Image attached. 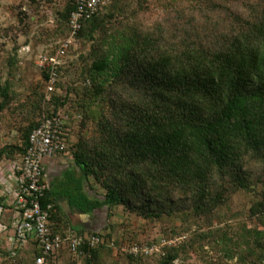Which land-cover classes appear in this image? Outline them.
Segmentation results:
<instances>
[{
	"label": "rangeland",
	"instance_id": "obj_1",
	"mask_svg": "<svg viewBox=\"0 0 264 264\" xmlns=\"http://www.w3.org/2000/svg\"><path fill=\"white\" fill-rule=\"evenodd\" d=\"M183 1L188 2L186 14H198L196 0H111L98 13L101 25L91 36L76 38L65 52L59 86L48 96L37 56L54 52L67 36L69 0H0V86L8 88L7 103L0 109V150L5 148L0 159V264H34V246L15 247L11 239L18 206L10 164L19 156L26 128L46 113L61 111L66 116L68 155L80 145L94 160L102 140L112 138L116 130L125 131V124L148 109L147 84L133 78L134 59H140L149 38L156 40L149 47L152 56L159 54V45L171 51L174 36L181 33L176 16ZM242 1L220 2L216 14H244ZM106 57L107 72L93 81L88 73L92 63ZM96 84L101 86L98 92ZM263 153L242 154L245 187L235 185L230 174H213L210 191L200 201L199 187L181 185L166 172L153 173L158 191L125 189L124 203L106 212L105 227L98 231L105 243L90 260L77 252H61L48 257L50 264H160L168 254L175 255L173 264H264V215H250L264 190ZM69 158L65 161L74 163ZM111 170L101 166L99 179H88L93 192L104 194ZM66 183L62 193L76 199L72 184ZM214 192L220 195L210 197ZM133 245L149 253L135 254L130 251Z\"/></svg>",
	"mask_w": 264,
	"mask_h": 264
},
{
	"label": "trees",
	"instance_id": "obj_2",
	"mask_svg": "<svg viewBox=\"0 0 264 264\" xmlns=\"http://www.w3.org/2000/svg\"><path fill=\"white\" fill-rule=\"evenodd\" d=\"M223 1L196 0L194 3L199 10L193 16L183 10L188 2L180 3L176 20H179L181 33L174 36L176 41L171 51L159 45L156 48L159 54L154 57L149 53V47L155 46L156 40L145 41L140 59H134L133 78L147 84L148 109L139 112L143 114L141 118L135 116L131 124H125V131L116 130L112 138L102 140L98 144L99 150H95L94 160L80 145L70 153L84 179H99L101 166L113 172L110 182L103 183L102 199L89 198L83 191L82 181H76V199H68L71 206L85 213L103 206L110 210L124 203L125 189L158 191L157 179L153 176L156 172H166L179 179L181 185L189 183L199 187V201L210 191L212 181L209 180L213 174H230L235 185L246 186L247 172L242 154H260L264 150V0H243L244 14L219 17L217 4ZM236 1L240 3V0ZM211 4L213 9H209ZM72 9L69 0L65 12L67 34ZM99 23L101 25L102 20L98 21V14L86 20L75 39L86 34L91 36ZM125 60L129 63V59ZM109 63L107 57L93 62L88 72L90 79L94 81L95 76L107 72ZM40 71L46 81L47 71ZM59 83L58 78L53 93ZM93 88L97 92L101 90L99 84ZM0 97L2 109L8 99L7 86H0ZM54 113L44 114L26 128L17 159L28 146L30 131L44 117ZM3 153L5 148L0 150V159ZM187 175L189 178H185ZM148 184L150 188L146 187ZM219 195L214 192L210 197ZM155 201L154 204L158 203L159 198ZM41 204L52 205L48 219L52 233L65 234L69 229L59 214L56 195L49 187ZM256 214L264 215V190L250 208V215ZM88 233L101 236L98 232ZM28 243L35 249L34 262L40 249L31 236L22 244L15 243V247ZM104 243L103 239L98 246ZM106 244L109 245V241ZM96 250L97 246L82 245L76 252L90 260ZM61 252L72 251L63 247L58 253ZM174 259V254H168L160 264H173Z\"/></svg>",
	"mask_w": 264,
	"mask_h": 264
},
{
	"label": "built area",
	"instance_id": "obj_3",
	"mask_svg": "<svg viewBox=\"0 0 264 264\" xmlns=\"http://www.w3.org/2000/svg\"><path fill=\"white\" fill-rule=\"evenodd\" d=\"M70 2L73 9L69 13L67 36L54 52L40 53L37 56L38 66L48 73L45 81V93L48 96L56 89L62 58L74 42L83 23L97 15L111 3V0H70ZM65 121L66 116L61 111L44 117L30 131L25 152L10 164L15 182L14 199L18 206L14 212L12 241L16 245L22 244L28 236H31L36 242L37 248L40 249V254L34 257V264H50L47 257L57 254L63 247H68L72 252H76L82 245L94 248L103 243L101 236L86 232L79 233L68 230L65 234H53L48 220L52 205L42 206L41 204V199L47 188L43 180V160L67 153ZM130 251L135 254L149 253L148 248H140L137 245H133Z\"/></svg>",
	"mask_w": 264,
	"mask_h": 264
},
{
	"label": "crops",
	"instance_id": "obj_4",
	"mask_svg": "<svg viewBox=\"0 0 264 264\" xmlns=\"http://www.w3.org/2000/svg\"><path fill=\"white\" fill-rule=\"evenodd\" d=\"M69 157L71 156L67 152L43 160L44 183L55 193L59 214L64 219L63 222H66L69 230L86 233L98 232L105 227L108 209L103 206L87 213L81 212L76 207L71 206L67 197L62 193L61 187L67 184V179L72 184L74 191H76V187H74L76 183L82 181L83 191L89 198H103L97 192H93L88 180L82 178L79 168L74 163L65 161L66 158L70 159ZM11 239L13 240V236Z\"/></svg>",
	"mask_w": 264,
	"mask_h": 264
}]
</instances>
